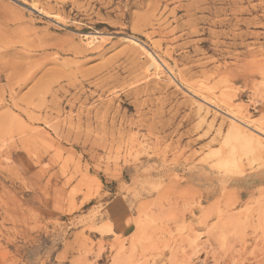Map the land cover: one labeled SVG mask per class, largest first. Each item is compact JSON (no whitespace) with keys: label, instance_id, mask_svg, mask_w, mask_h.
<instances>
[{"label":"rangeland","instance_id":"obj_1","mask_svg":"<svg viewBox=\"0 0 264 264\" xmlns=\"http://www.w3.org/2000/svg\"><path fill=\"white\" fill-rule=\"evenodd\" d=\"M0 264H264V0H0Z\"/></svg>","mask_w":264,"mask_h":264},{"label":"bare ground","instance_id":"obj_2","mask_svg":"<svg viewBox=\"0 0 264 264\" xmlns=\"http://www.w3.org/2000/svg\"><path fill=\"white\" fill-rule=\"evenodd\" d=\"M149 1V0H148ZM186 1V0H185ZM196 1V0H195ZM202 1V0H201ZM247 1V0H246ZM144 2V1H143ZM150 2H152V1H150ZM206 2V1H205ZM213 2V1H212ZM211 2V3H212ZM141 3V2H140ZM145 3V2H144ZM187 3V2H186ZM189 3H191V1L189 2ZM204 4V3H203ZM202 4V5H203ZM213 4V3H212ZM231 4V3H230ZM249 4H250V2H249ZM158 5H159V3H158ZM162 5V4H161ZM182 5V4H181ZM198 3H193V4H187V6L185 7V9H186V13H187V16L188 17H192V18H194V16H195V14H189V13H193V12H195V11H198V10H206V8H203L202 6H201V8L199 7L200 5H201V2H200V5H198ZM243 5V4H242ZM151 6V5H150ZM167 6V5H166ZM211 6V5H210ZM145 7V6H144ZM153 7V6H152ZM178 7H180V6H178ZM182 8H183V6H181ZM207 7V6H206ZM237 7V6H236ZM242 7V6H241ZM140 8V7H139ZM138 8V9H139ZM150 8V7H149ZM165 8V7H164ZM238 8H239V6H238ZM253 8V7H252ZM142 9V8H141ZM170 9V8H169ZM180 9V8H179ZM156 10V9H155ZM154 10V11H155ZM212 10H213V8H212ZM235 10V9H234ZM152 11V10H151ZM174 11H176V9H174ZM235 11H237V9L235 10ZM234 11V12H235ZM241 11V10H240ZM58 12V11H57ZM178 12V11H177ZM199 12V11H198ZM205 12V11H204ZM210 12H211V10H210ZM132 13V12H131ZM179 13V12H178ZM196 13V12H195ZM200 13V12H199ZM242 14V13H241ZM157 16H158V14H156ZM177 16V15H176ZM175 16V17H176ZM146 17V16H145ZM196 18V17H195ZM199 19V18H198ZM153 21V20H152ZM226 21V20H225ZM240 21V20H239ZM157 22V21H156ZM223 21H221V24H223L222 23ZM203 23V22H202ZM197 24V23H196ZM229 24V23H228ZM248 24H250V23H248ZM191 25H195V22H191ZM230 25V24H229ZM262 25V24H261ZM144 26V25H143ZM154 26V25H153ZM161 26V25H160ZM198 26V25H197ZM200 26V25H199ZM258 26V25H257ZM159 27V26H158ZM148 28V27H147ZM190 28H192V27H190ZM141 29V28H140ZM154 30V29H153ZM198 30H199V28H198ZM182 32V31H181ZM195 32V31H194ZM193 32V33H194ZM198 32V31H197ZM212 32V31H211ZM192 33V34H193ZM204 33V32H203ZM224 33V32H223ZM252 33V32H251ZM186 34V33H185ZM187 34H189V32H187ZM200 35V34H199ZM208 35V34H207ZM188 36V35H187ZM211 36V35H210ZM93 37V36H92ZM236 37V36H235ZM244 37V36H243ZM217 39V38H216ZM94 40V39H93ZM96 40V39H95ZM176 41V40H175ZM219 42V41H218ZM158 43V42H157ZM156 43V44H157ZM160 43V42H159ZM158 43V44H159ZM163 45V44H162ZM221 45V44H220ZM161 46V45H160ZM156 47H158V45L156 46ZM159 49V48H158ZM255 54V53H254ZM147 55H148V57L150 58V60H151V62H152V64L156 67V68H158V69H160L159 67H161V66H159V63L156 61V59L151 55V54H149V52L147 53ZM169 61V60H168ZM152 65V66H153ZM162 69V68H161ZM173 73V72H172ZM5 105V104H4ZM11 136V135H10Z\"/></svg>","mask_w":264,"mask_h":264}]
</instances>
